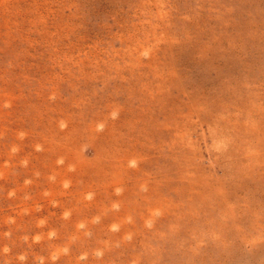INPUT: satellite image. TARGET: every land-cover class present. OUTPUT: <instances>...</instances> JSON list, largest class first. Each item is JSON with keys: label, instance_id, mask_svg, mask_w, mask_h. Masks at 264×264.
I'll return each instance as SVG.
<instances>
[{"label": "rangeland", "instance_id": "374dc122", "mask_svg": "<svg viewBox=\"0 0 264 264\" xmlns=\"http://www.w3.org/2000/svg\"><path fill=\"white\" fill-rule=\"evenodd\" d=\"M0 264H264V0H0Z\"/></svg>", "mask_w": 264, "mask_h": 264}, {"label": "clouds", "instance_id": "9594fccd", "mask_svg": "<svg viewBox=\"0 0 264 264\" xmlns=\"http://www.w3.org/2000/svg\"><path fill=\"white\" fill-rule=\"evenodd\" d=\"M21 259H23V257H21Z\"/></svg>", "mask_w": 264, "mask_h": 264}]
</instances>
